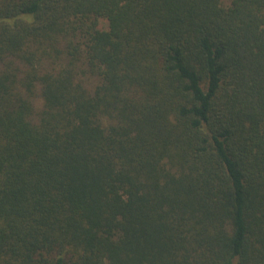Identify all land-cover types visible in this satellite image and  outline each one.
<instances>
[{"label":"trees","instance_id":"trees-1","mask_svg":"<svg viewBox=\"0 0 264 264\" xmlns=\"http://www.w3.org/2000/svg\"><path fill=\"white\" fill-rule=\"evenodd\" d=\"M0 264H264V0H0Z\"/></svg>","mask_w":264,"mask_h":264},{"label":"rangeland","instance_id":"rangeland-1","mask_svg":"<svg viewBox=\"0 0 264 264\" xmlns=\"http://www.w3.org/2000/svg\"><path fill=\"white\" fill-rule=\"evenodd\" d=\"M100 26L102 28H106L107 27V21L105 19H101L100 20ZM85 80L87 82V79L86 78H85ZM89 82L92 83V84H94L96 81H95V79L91 78V79H89ZM37 104L40 105V103L38 101H37Z\"/></svg>","mask_w":264,"mask_h":264}]
</instances>
